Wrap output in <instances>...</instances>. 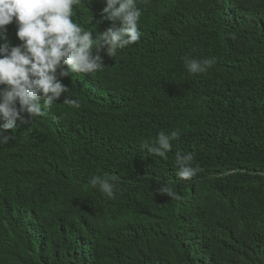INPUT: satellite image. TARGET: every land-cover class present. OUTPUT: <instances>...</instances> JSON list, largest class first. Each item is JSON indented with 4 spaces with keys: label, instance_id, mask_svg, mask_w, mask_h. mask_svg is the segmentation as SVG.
Returning <instances> with one entry per match:
<instances>
[{
    "label": "trees",
    "instance_id": "trees-1",
    "mask_svg": "<svg viewBox=\"0 0 264 264\" xmlns=\"http://www.w3.org/2000/svg\"><path fill=\"white\" fill-rule=\"evenodd\" d=\"M103 7L79 0L72 18L95 38ZM137 7L138 42L62 78L80 107L62 94L0 145V264H264V0ZM6 28L0 44L21 43ZM185 57L215 63L191 74ZM174 130L166 157L144 149ZM92 175L116 177L114 199Z\"/></svg>",
    "mask_w": 264,
    "mask_h": 264
},
{
    "label": "clouds",
    "instance_id": "clouds-1",
    "mask_svg": "<svg viewBox=\"0 0 264 264\" xmlns=\"http://www.w3.org/2000/svg\"><path fill=\"white\" fill-rule=\"evenodd\" d=\"M102 19L110 23L103 32L93 38L92 32L73 20V7L79 0H0V33L15 22L16 46L0 44V145L9 143L13 136L8 130H16L17 121H30L45 114V109L66 94L63 103L79 108L80 102L67 95L70 88L62 78L74 73L92 74L104 67V56L110 58L140 40L138 22L143 10L137 0H102ZM149 0H144L147 4ZM215 60L184 58L191 74L206 73ZM179 131L166 134L160 131L154 141L144 142L150 154L166 157L172 141L179 138ZM175 166L177 176L190 180L200 172L194 166V155L177 152ZM105 175H92L90 185L114 199L116 184ZM156 192L172 199H180L167 182H162Z\"/></svg>",
    "mask_w": 264,
    "mask_h": 264
}]
</instances>
